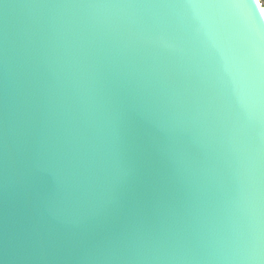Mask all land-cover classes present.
<instances>
[{"label":"water","instance_id":"water-1","mask_svg":"<svg viewBox=\"0 0 264 264\" xmlns=\"http://www.w3.org/2000/svg\"><path fill=\"white\" fill-rule=\"evenodd\" d=\"M262 118L178 0H0V264H264Z\"/></svg>","mask_w":264,"mask_h":264},{"label":"snow or ice","instance_id":"snow-or-ice-1","mask_svg":"<svg viewBox=\"0 0 264 264\" xmlns=\"http://www.w3.org/2000/svg\"><path fill=\"white\" fill-rule=\"evenodd\" d=\"M183 6L193 10L202 28L211 41L214 59L218 66V77L226 79L228 90L242 107L252 115L259 110L264 112V30L245 40L234 39L226 31L213 33L209 20L200 17L201 9L240 7L234 0H178ZM259 14L264 16V6L255 0ZM264 28V22L257 21ZM264 120V118H262Z\"/></svg>","mask_w":264,"mask_h":264},{"label":"rangeland","instance_id":"rangeland-1","mask_svg":"<svg viewBox=\"0 0 264 264\" xmlns=\"http://www.w3.org/2000/svg\"><path fill=\"white\" fill-rule=\"evenodd\" d=\"M260 1H261L262 6H264V0H260Z\"/></svg>","mask_w":264,"mask_h":264}]
</instances>
